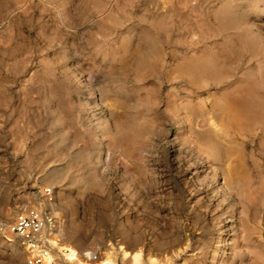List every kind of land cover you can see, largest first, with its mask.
<instances>
[{"label":"rangeland","instance_id":"rangeland-1","mask_svg":"<svg viewBox=\"0 0 264 264\" xmlns=\"http://www.w3.org/2000/svg\"><path fill=\"white\" fill-rule=\"evenodd\" d=\"M28 209L51 264H264V0H0V264Z\"/></svg>","mask_w":264,"mask_h":264},{"label":"built area","instance_id":"built-area-1","mask_svg":"<svg viewBox=\"0 0 264 264\" xmlns=\"http://www.w3.org/2000/svg\"><path fill=\"white\" fill-rule=\"evenodd\" d=\"M46 193H50L47 191ZM7 232L17 238L22 245L27 264H45L53 250V235L49 233L47 219L35 209L24 211L10 226ZM88 264L97 258L84 255ZM73 264H79L78 261Z\"/></svg>","mask_w":264,"mask_h":264},{"label":"bare ground","instance_id":"bare-ground-1","mask_svg":"<svg viewBox=\"0 0 264 264\" xmlns=\"http://www.w3.org/2000/svg\"><path fill=\"white\" fill-rule=\"evenodd\" d=\"M71 254L74 256V253H73V252H71ZM81 263L84 264L83 262H81ZM45 264H51V259H47V260L45 261ZM100 264H107V261L104 260V261L101 262Z\"/></svg>","mask_w":264,"mask_h":264}]
</instances>
